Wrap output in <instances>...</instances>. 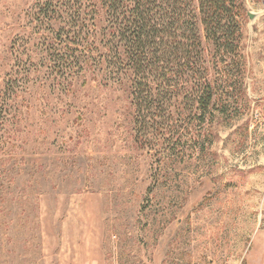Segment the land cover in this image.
Wrapping results in <instances>:
<instances>
[{"label": "rangeland", "instance_id": "rangeland-1", "mask_svg": "<svg viewBox=\"0 0 264 264\" xmlns=\"http://www.w3.org/2000/svg\"><path fill=\"white\" fill-rule=\"evenodd\" d=\"M43 1L0 0V264H264V0L246 95L167 139L136 129L90 17L52 34Z\"/></svg>", "mask_w": 264, "mask_h": 264}, {"label": "trees", "instance_id": "trees-1", "mask_svg": "<svg viewBox=\"0 0 264 264\" xmlns=\"http://www.w3.org/2000/svg\"><path fill=\"white\" fill-rule=\"evenodd\" d=\"M246 1L46 0L35 16L52 34L74 36L90 17L100 32L88 45H102L106 67L127 77L136 129L167 139L189 117L209 127L228 119L235 91L246 95Z\"/></svg>", "mask_w": 264, "mask_h": 264}, {"label": "water", "instance_id": "water-1", "mask_svg": "<svg viewBox=\"0 0 264 264\" xmlns=\"http://www.w3.org/2000/svg\"><path fill=\"white\" fill-rule=\"evenodd\" d=\"M248 14H249V16L251 17L250 13H248Z\"/></svg>", "mask_w": 264, "mask_h": 264}]
</instances>
